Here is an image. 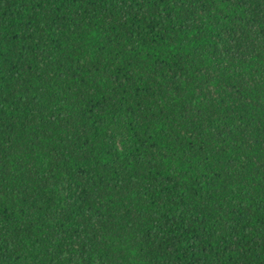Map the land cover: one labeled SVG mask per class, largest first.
<instances>
[{
    "label": "trees",
    "instance_id": "trees-1",
    "mask_svg": "<svg viewBox=\"0 0 264 264\" xmlns=\"http://www.w3.org/2000/svg\"><path fill=\"white\" fill-rule=\"evenodd\" d=\"M0 264H264V0H0Z\"/></svg>",
    "mask_w": 264,
    "mask_h": 264
}]
</instances>
